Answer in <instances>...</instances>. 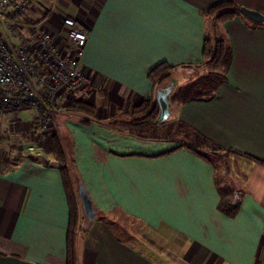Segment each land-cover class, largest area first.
<instances>
[{
    "label": "crops",
    "instance_id": "0c3cea01",
    "mask_svg": "<svg viewBox=\"0 0 264 264\" xmlns=\"http://www.w3.org/2000/svg\"><path fill=\"white\" fill-rule=\"evenodd\" d=\"M216 1H57L48 24L58 37L68 15L89 30L81 66L93 88L83 99L97 105L94 114L54 110L52 125L77 191L83 184L97 210L89 221L81 206L79 264H164L137 241L168 264H264V20L216 26L204 12ZM235 1L264 14V0ZM211 22L232 45L227 80L171 110L179 136L159 133L166 119L135 126L133 106L160 88L150 69L203 63ZM33 124L28 108H0V264L66 263L69 205L55 157L21 144ZM198 134L228 148L220 170L189 147ZM224 183L240 192L233 216L218 208ZM119 216L137 220L141 235Z\"/></svg>",
    "mask_w": 264,
    "mask_h": 264
},
{
    "label": "built area",
    "instance_id": "2783aa9c",
    "mask_svg": "<svg viewBox=\"0 0 264 264\" xmlns=\"http://www.w3.org/2000/svg\"><path fill=\"white\" fill-rule=\"evenodd\" d=\"M57 1L0 0V108L32 110L34 124L21 141L28 151L54 132V110L71 112L69 101L93 88L81 66L89 30L68 15L58 37L48 24ZM232 199L240 201L238 190Z\"/></svg>",
    "mask_w": 264,
    "mask_h": 264
},
{
    "label": "trees",
    "instance_id": "16d2710c",
    "mask_svg": "<svg viewBox=\"0 0 264 264\" xmlns=\"http://www.w3.org/2000/svg\"><path fill=\"white\" fill-rule=\"evenodd\" d=\"M240 8L241 4L235 0H218L208 6L204 12L207 16L213 17L217 26L218 23H222L235 15L244 16L245 14L241 12ZM228 39L225 35L216 38L207 35L204 39V59L201 64L174 65L167 61H161L150 69L149 76L160 87L168 83H174L169 95L172 111L186 101L211 98L217 93L220 85L227 80V72L233 58L232 45ZM195 71L197 72L196 75H194ZM68 105L88 114H94L97 109L95 103L83 98L71 100ZM158 115L159 104L157 99L146 98L141 103L133 106L131 120L135 126H151L158 122ZM186 134L188 135V130ZM192 141L194 143L189 144L190 148L211 161L218 170L223 167L228 152L226 146L220 145L203 134L195 135ZM40 146L54 153L69 205L65 264H79V239L84 237L88 227L83 225L81 204L72 167L73 162L69 158L59 134L56 132L48 135L40 143ZM219 190L218 208L227 215H235L239 209V203L234 202L232 199L234 188L232 185L224 183Z\"/></svg>",
    "mask_w": 264,
    "mask_h": 264
},
{
    "label": "water",
    "instance_id": "95a60500",
    "mask_svg": "<svg viewBox=\"0 0 264 264\" xmlns=\"http://www.w3.org/2000/svg\"><path fill=\"white\" fill-rule=\"evenodd\" d=\"M240 9L243 14H245L247 17H249L252 20H255L258 22L264 20V14L255 8H250L248 6L241 5ZM173 84L174 83H168L166 86L160 87L157 90L156 99L159 104L158 121H164L171 114L169 95L172 90ZM39 159L44 164H48L49 162L48 158L43 154L39 156ZM78 191H79V196H80V201H81L83 212L88 217L89 221H91L97 216V210L94 207L93 199L90 196L87 188L81 183L79 185Z\"/></svg>",
    "mask_w": 264,
    "mask_h": 264
},
{
    "label": "rangeland",
    "instance_id": "374dc122",
    "mask_svg": "<svg viewBox=\"0 0 264 264\" xmlns=\"http://www.w3.org/2000/svg\"><path fill=\"white\" fill-rule=\"evenodd\" d=\"M215 24H216V22H215ZM217 25H219V23L217 24ZM220 27H221V30H220V32H219V30H217L216 28L217 27H215L214 29H213V23L211 22V29H210V26H209V29H210V32H211V36L213 37V38H216V37H221L222 35H227L226 37H227V39H228V33L223 29V27L220 25ZM222 34V35H221ZM229 41H230V39H228ZM27 115H29V112H27ZM173 118H168V119H166L162 124H161V126H160V128H159V133L160 134H162V135H164V136H179V133H177L178 132V128H177V126L176 125H174V123H173ZM183 136V135H182ZM40 148V147H39ZM44 152H46L47 154H49L53 159H54V153L52 152V151H50V150H43ZM119 219L122 221V222H125V223H127L128 225H130L131 227H134L135 228V230H138L139 231V234L141 235V230H140V227L138 226V224H139V222L137 221V220H134V219H127V218H124V217H120L119 216ZM137 243H138V245L140 246V247H142L143 249H145L147 252H149V253H151V254H153L160 262H162V263H164V264H168V262L163 258V256H161V255H164V256H169L170 257V255H167L166 253H161V255L160 254H158V253H155L154 252V249H153V247L151 246V245H149V244H144V243H142V242H138L137 241ZM171 258V257H170ZM173 264H178V263H174L173 262Z\"/></svg>",
    "mask_w": 264,
    "mask_h": 264
}]
</instances>
